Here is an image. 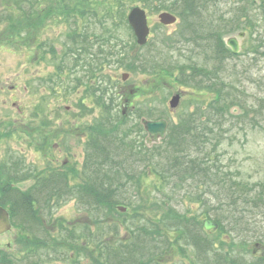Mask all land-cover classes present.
Here are the masks:
<instances>
[{
	"label": "rangeland",
	"instance_id": "rangeland-1",
	"mask_svg": "<svg viewBox=\"0 0 264 264\" xmlns=\"http://www.w3.org/2000/svg\"><path fill=\"white\" fill-rule=\"evenodd\" d=\"M142 1L0 0V204L10 203L11 192L21 203L24 197L34 199L32 216L26 208L13 217L12 205L5 203L12 214V227L0 234V256L9 253L14 264L20 263L19 253L30 250L37 252L41 264H104L101 246L128 244L132 231L140 226L156 231L162 238L153 233L156 245L164 244L148 264H204L195 257L193 247L184 244L183 235L177 237L179 242H172L177 235L162 219L167 210L157 198L158 182L152 171L143 173L140 185L125 182L129 193V202L121 201L127 206L125 211L117 209L119 204H92L86 202V196L79 197L86 191L84 178L91 172L92 139L99 133L115 132L116 138H125L131 146L140 144L146 137L142 117L164 118L169 137L172 127L197 108L207 119L213 108L210 103L220 97L225 104L224 124L220 139L210 142V157L238 188L242 182L243 190L264 189V15L252 14L249 27L248 23L243 26L241 18L232 28L218 25L220 38L235 34L237 29L245 31L240 52L231 56L224 46L211 47V32L197 22L195 0L183 10L166 4L182 17L168 26L158 23L157 10L151 9L153 1ZM139 4L148 9L151 33L149 45L137 49L127 13ZM72 9L87 14L71 16ZM193 29L196 32L190 35ZM71 36L81 41L73 43ZM181 43L184 48H177ZM72 45L75 53L81 49L83 61L90 62V78L82 68L73 74L67 68L74 59ZM98 49L102 67H98ZM207 49L208 54L203 52ZM191 56L194 61L187 60ZM187 61L212 83L205 88L182 84L191 72ZM55 64L59 66L58 83L44 81ZM124 73L126 80L122 79ZM175 93L180 94V100L171 108L169 101ZM68 169L65 184L69 188H64V176L58 173ZM51 176L53 182L48 181ZM201 186L200 191L206 193ZM44 192L52 195L44 200L40 196ZM205 199L209 200L206 208L216 207H212L215 198ZM21 203L17 205L22 207ZM26 205L32 207L30 202ZM171 205L174 214L191 217V231L203 229L207 214H201L205 206L200 201L184 198L181 204L172 201ZM257 218L261 226L255 233L264 237V216ZM248 219L252 227L256 220ZM35 223L40 228H32ZM206 232L212 258L222 249L245 264L258 257L264 262V244L254 247V234L241 238L216 229Z\"/></svg>",
	"mask_w": 264,
	"mask_h": 264
},
{
	"label": "trees",
	"instance_id": "trees-1",
	"mask_svg": "<svg viewBox=\"0 0 264 264\" xmlns=\"http://www.w3.org/2000/svg\"><path fill=\"white\" fill-rule=\"evenodd\" d=\"M147 1L143 0L142 2L145 3ZM192 1L188 0L185 4H182L181 10L185 9L184 5ZM76 12L78 10L75 9L69 11V13ZM194 32L196 30H191L190 35ZM220 43L222 44L221 41ZM147 45H149V42ZM134 47L137 48L138 46L134 45ZM177 48H184V44H178ZM205 51L210 53V50H203V52ZM187 60L194 61L195 58L191 56ZM189 61L187 63L191 72L184 76L181 83L185 86H195L196 88H205L204 85L207 83L210 85L212 81L209 76L203 72L197 73ZM100 103L101 101H99ZM214 104L216 105L215 107ZM102 106L103 108L105 107L104 105ZM210 107L213 108L211 111H208L207 119L198 113L199 109L197 108V110L185 114L179 125L171 126V136L165 137L160 143L154 144L151 147H147L142 141L140 144L137 142L136 145L131 146L125 138H116L115 132H111L110 134L99 133L101 135L94 137L91 141L95 150L92 151L90 156L91 162L88 164L91 172L84 178L87 184L84 187L86 191L79 194V197L86 196V202L90 200L93 202L92 204L105 203L111 205L115 203L123 205L121 201L129 202L127 201L129 193L127 192V187H125V182L133 186L140 185L143 173L152 171L158 182L155 187L157 198L162 203L165 211L167 210L166 214L162 215V219L164 220V224L174 230L177 235L172 242H179L177 237L183 235L184 244L192 246L195 257L203 261L204 264H245L235 259V255L224 252L222 249L217 250L215 263H211L213 248L210 247L206 230L191 231V217L179 212L176 214L175 210L174 214L170 208L173 206L171 205L172 201L181 204L184 198H193L205 206L201 214H207V217L215 221L218 224L217 230L241 238H250L255 235V240L260 245L264 244V237L255 233L258 232L257 230L261 226L257 223V217L264 216V189L261 187L260 190L252 192L243 190L242 186L244 184L242 182L241 187L238 188V184L234 183V181L229 182V178L225 174L226 172L215 165L214 160L210 157L211 152L209 149L213 148L210 142L214 139L219 140L222 134L221 127L224 124V118L222 117L225 115V104L218 97L210 103ZM216 110L218 111L215 112ZM117 151H120V153L114 157L113 153ZM151 151L153 154H151ZM69 171L70 169L63 171L62 174L58 173V175L64 176V188H69L65 184L69 178ZM48 179V181L53 182L52 179L54 177L51 176ZM201 185L207 190L206 193L200 191L203 188ZM71 192L69 191L66 194ZM49 193L51 192H44L40 196L44 200H47L52 195ZM134 194L137 197L140 193L137 191ZM19 195L21 196L20 193ZM9 197H11V199L8 198V200L10 199V203H5L9 206L12 205L13 217L16 212H22L26 208L30 210V206L26 205V203L34 201L33 198L24 197L25 200H21V203L19 202V197L14 192H11ZM205 198H215L217 202L213 203L212 207H216L211 208L209 206L210 209L206 208L209 200ZM5 203H1L0 205L6 207ZM19 203L23 206H18L17 204ZM96 209L99 210V208ZM250 217L256 220L252 227L248 219ZM250 231L252 232L251 235ZM153 233L155 236L158 234L156 231H153ZM153 233L144 226H140L137 230L134 229L132 231L128 244L118 246L102 245L100 250L105 251L101 255L103 263L141 264V260L152 256L158 247L164 245L162 243L156 245L157 241L155 238H152ZM161 235L163 236V232ZM156 238L159 239L161 237L157 235ZM163 240L166 241V239ZM165 241L164 243L166 244ZM232 251L236 252L237 249L234 248ZM250 264H264V262L261 257H258Z\"/></svg>",
	"mask_w": 264,
	"mask_h": 264
},
{
	"label": "flooded vegetation",
	"instance_id": "flooded-vegetation-1",
	"mask_svg": "<svg viewBox=\"0 0 264 264\" xmlns=\"http://www.w3.org/2000/svg\"><path fill=\"white\" fill-rule=\"evenodd\" d=\"M153 1L151 4V9L152 10H157V17L160 13L162 12H168L171 14H174L178 20L179 17V13L176 14L174 11L167 9L166 8V4L168 3H172L175 6H178V4H184L186 3V1L188 0H150ZM195 3L197 5V22L200 24L199 26L201 27V29H205L206 31H210L212 34L211 37V47L212 48H216L219 45V48H222V46L229 48V46L225 43L224 39H228L230 37H236V42L238 44V52H240L241 48H242V38L245 35V31L242 29H237L238 31L235 34H231L228 35L226 37H222L220 38L219 34H218V25L219 24H225V26L232 28L233 24L239 25V23H235V22H239V19H242V23L244 26V23H248L251 22V17L254 15H264V0H195ZM210 12L211 15V26L210 24L207 23L206 19L208 17V13ZM254 14V15H252ZM176 20V22H177ZM149 22V21H148ZM175 22V23H176ZM158 23L161 26H168L165 24H161L159 21ZM174 24V23H173ZM158 25V24H157ZM198 26V29H200ZM224 26V27H225ZM250 24L248 23L249 27ZM220 39H222V44L220 43ZM76 41H81L80 37H77L74 39V43ZM231 50V49H230ZM71 53L74 55V59L72 61V63L68 62V67L69 71L73 74L76 71H78L80 68H82L83 70V74H88V78H90V62H86L83 61L81 54H79V50L76 51V53L71 49ZM236 53V54H237ZM229 55L233 56L235 55L234 53H230ZM77 59V60H75ZM82 60V61H81ZM98 63L96 62V65ZM102 61H100V63L98 64V67H102ZM58 65L54 67L53 70V74L57 76L58 79V75H57V71L58 69ZM100 73V71H99ZM50 75V73H49ZM51 76V75H50ZM49 77V76H48ZM47 77V79H48ZM52 80V78H50ZM24 88H28L27 85L24 86ZM85 96V94L83 95ZM27 124V123H26ZM52 151V149H50V152ZM53 153V152H52ZM32 208H33V204H32ZM25 227V226H24ZM36 237H38L36 235ZM4 256L1 257L3 258L1 260V262L3 264H8V263H15V259H12L11 256L7 255L9 253L4 252ZM2 254V252H0V255ZM20 256V263L19 260L17 259V262L19 264H41V261L39 259V256H36L35 254H37V252L35 250H30V251H24L19 253Z\"/></svg>",
	"mask_w": 264,
	"mask_h": 264
},
{
	"label": "water",
	"instance_id": "water-1",
	"mask_svg": "<svg viewBox=\"0 0 264 264\" xmlns=\"http://www.w3.org/2000/svg\"><path fill=\"white\" fill-rule=\"evenodd\" d=\"M159 19L164 24L173 23L176 19L174 15L168 12H162L159 14ZM127 20L130 26L133 29L136 42L139 45H143L147 41V36L149 33V27L147 24L145 11L138 7L134 6L130 9ZM226 43L231 46L234 52L238 51V44L234 37H230L226 39ZM126 73L122 75L123 79H126ZM179 94H175L171 97L169 101V105L171 108L177 106L179 102ZM141 123L144 126V129L147 132L146 143L152 144L154 142H158L160 138H163L165 135L166 121L164 119L157 120H148L145 118L141 119ZM123 209L122 207H119ZM11 226L9 215L6 209L0 206V233L8 230ZM203 226L205 229L216 228L217 224L212 222L210 219H205L203 221Z\"/></svg>",
	"mask_w": 264,
	"mask_h": 264
}]
</instances>
